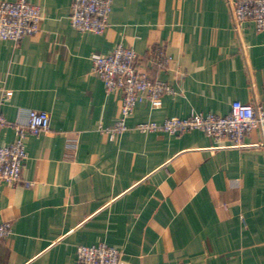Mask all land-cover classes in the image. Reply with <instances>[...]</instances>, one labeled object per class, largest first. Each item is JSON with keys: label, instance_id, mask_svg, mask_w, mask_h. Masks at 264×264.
<instances>
[{"label": "crops", "instance_id": "1", "mask_svg": "<svg viewBox=\"0 0 264 264\" xmlns=\"http://www.w3.org/2000/svg\"><path fill=\"white\" fill-rule=\"evenodd\" d=\"M28 1L41 30L0 39V111L15 121L44 110L51 124L27 138L21 179L0 183V220L12 225L0 264H77L78 246L101 242L122 252L120 264H264V133L230 146L197 129L136 128L227 115L234 101L264 110V30L236 28L228 0H114L103 33L72 27V0ZM117 45L171 92L158 108L138 103L111 138L102 128L116 122L122 92L107 93L91 69L94 53ZM15 135L3 128L0 144Z\"/></svg>", "mask_w": 264, "mask_h": 264}, {"label": "built area", "instance_id": "2", "mask_svg": "<svg viewBox=\"0 0 264 264\" xmlns=\"http://www.w3.org/2000/svg\"><path fill=\"white\" fill-rule=\"evenodd\" d=\"M114 0H72L69 21L81 32L103 33L109 26ZM231 18L236 28L252 21L258 31L264 30V0H228ZM43 13L39 5L28 0L0 1V39L19 43L25 36L35 35L41 30ZM139 56L132 47L117 45L110 53L92 55V72L105 85L107 93L116 89L122 92L116 122L102 130L115 138L128 129L127 121L140 102L151 107L162 105L165 93L171 87L164 81L155 80L140 68ZM0 106L8 96L7 89L0 84ZM23 117L7 120L0 111V131L5 127L15 130L14 141L0 144V183L17 182L21 179L28 160L27 138L50 129V114L44 110L28 109ZM143 133L166 132L172 135L197 129L213 137L217 143L228 138L230 146L244 145L243 139L254 130L264 133V110L261 106L234 101L227 115L192 114L188 117H169L163 122L146 121L136 125ZM12 233L9 221L0 220V237ZM122 252L107 243L80 245L77 248V264H120Z\"/></svg>", "mask_w": 264, "mask_h": 264}]
</instances>
